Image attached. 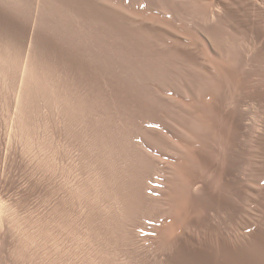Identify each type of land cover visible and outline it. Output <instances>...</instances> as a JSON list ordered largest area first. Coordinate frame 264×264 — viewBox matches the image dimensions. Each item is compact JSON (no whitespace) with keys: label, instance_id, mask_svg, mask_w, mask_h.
<instances>
[{"label":"rangeland","instance_id":"rangeland-1","mask_svg":"<svg viewBox=\"0 0 264 264\" xmlns=\"http://www.w3.org/2000/svg\"><path fill=\"white\" fill-rule=\"evenodd\" d=\"M72 1L0 0V257L6 264H264V211H260L263 214V231H260V237L262 235L263 239L258 238L262 242L256 243L259 240H255L251 233L254 230L251 224L255 206L251 200L255 186L252 180L257 176L260 178L258 184L262 182L259 184V197L262 196V199L258 200V207L264 210V15L251 16L250 14L255 13L248 12V15L241 7H237L236 10L230 8V11L223 13L215 22L219 27V34L214 38L224 43L221 46L223 54L229 50L241 55L239 65L232 61L225 63L227 67L234 65L236 71L227 72V75L209 72L202 74L203 71L198 69V72L194 70L195 73L193 66L176 64L172 68V74L159 79L156 75L158 67L155 68L156 64L151 67V64L156 63L159 47L150 40L151 37L149 39L135 34L129 28L133 24L129 22L118 21L117 24L112 17L102 16L97 9L100 4L98 0H94L96 4L91 2L93 0H79L76 3ZM83 1L86 3H82ZM127 1L132 6L136 4V7H142L141 0ZM88 2L91 5L85 7ZM249 18H252L251 22ZM135 35L138 36L137 39H134ZM139 36L143 37L142 40ZM104 39L107 41L104 42ZM99 40H103V43H98ZM135 41H142L143 47ZM131 42L138 46L140 44L143 54L140 49V54L137 50L133 52V49H129L130 45H134ZM97 43L102 50L95 48ZM108 45L113 46H110L112 51L110 48L108 50L113 56L108 51L106 55L103 52ZM93 48L99 50L97 53L99 52L100 58L97 61L94 57L98 55L91 54ZM90 64L97 66L91 68ZM92 70L98 74L92 77L88 75V72L96 73ZM155 76L166 86L162 94L157 92L159 96L168 98L170 95L177 103L184 100L190 101L191 106L197 105V109L202 110V117L199 115L201 118L197 119L202 122L205 118L202 123L206 124L197 132L199 134L195 132L196 145L192 141L194 155L199 157L198 163H195L196 168L199 166L198 172L203 169L199 174L205 175L206 184L196 190L197 192H191L195 199L190 196L191 211L188 212L190 222L202 229L199 233L192 230L178 236L175 246L170 250H154V245L149 246L150 241L147 238H152L156 223L162 222L160 224L165 225L173 220V215H162L159 212L158 204L162 199L160 197L165 195L161 190L165 177L163 164L165 160L175 157V138L177 135V138H183L182 134L192 123L194 114L191 110H188L189 114L187 109H179L177 106L172 108L173 111L169 110V113L168 110L159 111L158 114L151 113L158 122L155 120L152 123L155 129H150H161L159 132L162 134L167 132L164 135L171 141L163 142V145L157 143L152 148L156 149L153 150L156 156H152V160L155 161L157 174L154 172L151 178L155 176L148 180L151 183V193H142L146 191L141 188L143 178L140 155L136 154L135 148L129 143L126 131L131 130L128 129L130 127H133L132 130L136 127L140 129L141 126L146 129L149 127L142 125L138 119H135L137 122L133 118L127 119L130 118L127 115L134 113L135 109L138 110L137 106H141L144 100L155 101L161 98L151 88L153 82L157 81ZM85 78L88 81H84ZM198 84L201 86H197ZM184 87L189 90L185 97ZM188 96L191 97L187 98ZM193 98H198V102ZM199 105H202L201 108ZM125 123L130 125L126 126ZM162 126L168 130L165 131ZM229 141L232 142L231 145ZM123 142L129 145H124ZM231 153L240 159V166L236 169L228 168ZM192 156L190 161L185 158L187 163L196 160ZM255 159H258L257 164H254ZM185 160L179 158L180 164H184ZM212 163L218 169L212 168ZM217 170L219 171L216 172ZM208 172L215 177H211L213 175ZM231 174L241 181L244 201L240 215L238 209L233 208L238 186L235 185L234 190H230L229 185L228 190L223 187L224 179L228 176L225 180L227 184V180L233 177ZM220 182L223 184L217 185ZM179 183L183 184V181ZM210 183L215 185L211 186ZM150 194L153 202L147 204L144 199L149 198ZM198 200L200 201L197 202ZM239 227H242L243 238L237 242L233 238ZM149 233L152 234L148 235ZM140 236L145 242L139 241Z\"/></svg>","mask_w":264,"mask_h":264},{"label":"bare ground","instance_id":"bare-ground-1","mask_svg":"<svg viewBox=\"0 0 264 264\" xmlns=\"http://www.w3.org/2000/svg\"><path fill=\"white\" fill-rule=\"evenodd\" d=\"M73 1H75V3L76 2H78L79 0H73ZM73 1H72V3H73ZM134 1V0H133ZM85 1H83L82 3H84ZM91 2H95V4H96V1H91ZM91 2H90V5H91ZM100 2V4H98L97 6H98V8L97 9H99L100 11H101V13H102V16H108V17H112V19H114V20H116L117 21V24H118V21H123L122 23H124V22H129V23H131V24H133L131 27H129L127 24H124V25H127L129 28H131V31L133 30V32L135 33V34H138V35H140V36H146L147 38H149L150 39V37H151V39L150 40H153L157 45H158V49H159V54H158V56L155 58L156 59V61H155V59L153 60V61H155L156 63H153V64H151L149 61V63L151 64V67H154V64H156L155 65V68H157L158 67V74H156V75H158L159 76V79L160 78H165V77H167V75H169V74H172L173 72H172V68L174 67V66H176V64H183V65H189V66H193V71L195 70H197L198 69V71H203L202 72V74L204 73V72H206V73H214V74H225L226 73V75L228 74L227 72H232V71H236L237 69H236V67L233 65V63H237V64H235V65H239L238 64V62L240 61V59H241V55L239 54V52H238V54H236V53H234V52H231V51H227V53L224 55L223 53V51H222V44H224L223 42H221V40H218V41H216L215 39L216 38H214L215 37V35H217V34H219V30H218V28L219 27H217L216 25H215V22L216 21H218V19H220V16L223 14V13H227V11L229 10H231V9H235V8H237V7H241L242 8V10H245V13H248V12H252V13H255V14H250L251 16H253V15H256V14H260V16L261 15H264V0H141L140 2L142 3V7H136L135 5L134 6H132L131 5V3H130V1H127V0H98V3ZM71 3V4H72ZM86 3V2H85ZM134 3H136V1L134 2ZM93 4V3H92ZM87 6H85V7H89L90 5H89V2L86 4ZM140 5V4H139ZM94 7H95V5H93ZM94 7H93V9H94ZM231 8V9H230ZM238 9V8H237ZM96 10V9H95ZM98 10V11H99ZM236 10V9H235ZM235 10H233L234 12H235ZM99 11V12H100ZM239 11V10H238ZM247 11V12H246ZM237 12V11H236ZM101 13H100V16H101ZM90 14H91V10H90ZM93 14V13H92ZM248 15H249V13H248ZM223 16V15H222ZM257 16V15H256ZM242 17V16H241ZM255 17V16H254ZM101 18V17H100ZM255 18H257V17H255ZM254 18V19H255ZM258 18H260V17H258ZM240 19V18H239ZM109 20H111V19H109ZM249 20H250V18H249ZM251 20H252V18H251ZM251 20H250V22H251ZM240 21V20H239ZM246 21V20H245ZM106 22V21H105ZM108 22V21H107ZM253 23V22H252ZM258 23H260L259 21H258ZM263 23V22H262ZM110 24V23H109ZM112 24V23H111ZM110 24V25H111ZM114 24V23H113ZM112 24V25H113ZM115 24H116V22H115ZM114 24V25H115ZM116 24V25H117ZM119 24H120V22H119ZM222 24V23H221ZM220 24V25H221ZM257 24V23H256ZM264 24V23H263ZM115 25V26H116ZM252 25V24H251ZM214 26H216V27H214ZM258 26V25H257ZM227 27V26H226ZM247 27H248V24H247ZM252 27V26H251ZM259 27V26H258ZM263 27V26H262ZM228 28V27H227ZM249 28H250V24H249ZM248 28V29H249ZM255 28V27H254ZM223 29V28H222ZM244 29V28H243ZM252 29V28H251ZM234 31V30H233ZM232 31V32H233ZM242 31V30H241ZM243 31H245V30H243ZM242 31V32H243ZM240 32V31H239ZM245 33V32H244ZM255 33V32H254ZM245 34H248V33H245ZM132 35H134V34H132ZM151 35V36H150ZM225 35V34H224ZM136 36V37H135ZM133 38L134 39H137V35H135ZM139 36V38H141ZM217 37V36H216ZM254 37V36H253ZM103 38V37H102ZM143 38V37H142ZM142 38H141V40H142ZM147 38H144L145 40H148V41H150L149 39H147ZM107 39V38H106ZM106 39H104V42L105 41H107ZM217 39H218V37H217ZM103 41V40H102ZM102 41H98V43L99 42H102ZM130 41V40H129ZM139 41V40H138ZM250 41V40H249ZM252 41V40H251ZM110 42V41H109ZM132 42H133V40H132ZM131 42V44H134V45H130L131 46V48H129V49H133V52H134V50H141V52L143 51V49H141L142 47H143V45H144V43L142 44V41H141V43L140 42H136V43H140V44H142V47L140 46V44H139V46L141 47H139L138 46V44L136 45V43H132ZM98 43H97V45L95 46V48L97 47V49L99 48V50L101 49L102 50V48H100V47H98L99 45H98ZM103 43V42H102ZM107 43V42H106ZM111 43V42H110ZM120 44V46H121V44L122 43H119ZM129 44H130V42H129ZM148 44V43H147ZM246 44V43H245ZM104 45V44H103ZM103 45H101V46H103ZM126 45H128V44H126ZM125 45V47L127 48V46ZM145 45H146V43H145ZM243 45V44H242ZM256 45V44H255ZM105 46V45H104ZM111 45H108V48H107V46L103 49V50H105V51H103L104 52V54L106 55L108 52H110V51H108L109 50V48H110V50L112 49L111 47H113V46H111ZM122 46H123V44H122ZM222 46V47H221ZM251 46V45H250ZM114 47H115V45H114ZM124 47V46H123ZM87 48H89V46L87 47ZM117 48V47H116ZM126 48H124V50L126 49ZM247 48V47H246ZM97 49H94L93 48V50H91L92 51V53L91 54H93L94 56L95 55H98V53H97V51H99V50H97ZM114 49V48H113ZM118 49H119V46H118ZM123 49V48H122ZM243 49V48H242ZM94 50H96V53H93V51ZM226 50V49H225ZM68 51V50H67ZM66 51V52H67ZM71 51V50H70ZM69 51V52H70ZM85 51V50H84ZM83 51V52H84ZM88 52H89V50H87ZM108 51V52H107ZM112 51V50H111ZM118 52H120V51H122V50H117ZM116 51V52H117ZM245 51V50H244ZM100 52H102V51H100ZM106 52V53H105ZM124 52V51H123ZM123 52H121V53H123ZM139 52V54H140V51H138ZM235 52H237V49H236V51ZM82 53V52H81ZM113 53H115L114 51H113ZM130 53H132V51L130 52ZM135 53H137V52H135ZM245 53H246V51H245ZM245 53H244V55H245ZM68 54H70V53H68ZM103 54V53H102ZM101 53H100V55L101 56H104V55H102ZM124 54V53H123ZM142 54H143V52H142ZM141 54V55H142ZM250 54V53H249ZM74 55V54H73ZM80 55V54H79ZM109 55H112L111 54V52H110V54ZM114 55H117V54H114ZM120 55V54H119ZM118 55V56H119ZM134 55V54H133ZM243 55V54H242ZM67 56V55H66ZM93 56V57H94ZM113 56V55H112ZM121 56H123L122 54H121ZM246 56V55H245ZM81 57V56H80ZM79 57V58H80ZM83 57H84V55H83ZM134 57V56H133ZM243 57V56H242ZM73 58V57H72ZM91 58V57H90ZM94 58H96V61H97V59H99L100 57H99V55H98V57L96 56V57H94ZM107 58H110V57H108L107 56ZM112 58V57H111ZM71 59V58H70ZM102 59V58H101ZM115 59V58H114ZM139 59V58H138ZM244 59V58H243ZM242 59V60H243ZM74 60V59H73ZM83 60V59H82ZM81 60V61H82ZM91 60V59H90ZM92 60H93V58H92ZM91 60V61H92ZM116 60V59H115ZM70 61V60H69ZM83 61H86V60H83ZM117 61V60H116ZM116 61H112V62H116ZM228 61H232V62H230L233 66H231V67H227L228 65H225V63L226 64H228L229 62ZM87 62V61H86ZM90 62V61H89ZM103 61H101V63H102ZM109 62V61H108ZM138 62V61H137ZM140 62V61H139ZM249 62V61H248ZM78 63V62H77ZM82 63V62H81ZM91 63V62H90ZM93 63H95V62H93ZM93 63H92V65H93ZM101 63L98 65V66H100L101 65ZM110 63V62H109ZM108 63V64H109ZM147 63V62H146ZM243 63V62H242ZM241 63V64H242ZM72 64V63H71ZM102 64H105V63H102ZM138 64H141V63H138ZM75 65V64H74ZM82 65V64H81ZM91 65V64H90ZM91 65V68L93 67L94 68V66L96 65L97 66V64H94V66H92ZM182 65V66H183ZM230 65V64H229ZM89 66V65H88ZM87 65H86V67H88ZM95 66V67H96ZM140 66V65H139ZM157 66V67H156ZM179 66V65H178ZM196 66V69L194 68ZM245 66V65H244ZM83 67V66H82ZM102 67H105V66H102ZM180 67V66H179ZM79 68H81V67H79ZM88 68H90V66L88 67ZM145 68V67H144ZM178 68V67H177ZM183 68H185V67H183ZM182 67H181V69H183ZM187 68V67H186ZM185 68V69H186ZM242 67H240V69H241ZM258 68V67H257ZM74 69V68H73ZM98 69V68H97ZM100 69H102V68H100ZM109 69V68H108ZM107 69V70H108ZM111 69V68H110ZM179 69V68H178ZM190 69V68H189ZM249 69V68H248ZM259 69H261V68H259ZM263 69V68H262ZM82 70V69H81ZM84 70H86V69H84ZM94 70V69H93ZM92 70V71H93ZM103 70H104V68H103ZM106 70V71H107ZM242 70V69H241ZM254 70V69H253ZM258 70V69H257ZM256 70V71H257ZM87 71V70H86ZM85 71V72H86ZM88 71H90V70H88ZM98 71V70H97ZM102 71V70H101ZM191 71V70H190ZM194 71V72H195ZM198 71H196V72H198ZM240 71V70H239ZM250 71V70H249ZM255 71V70H254ZM75 72H77V71H75ZM93 72H96V71H93ZM172 72V73H171ZM183 72V71H182ZM195 72V73H196ZM201 72H199L200 74H201ZM102 73V72H101ZM186 73V72H185ZM229 73V74H230ZM252 73V72H251ZM250 73V74H251ZM83 74V73H82ZM96 74H98L97 72L96 73H90L89 74V72H88V75H91V77H92V75H96ZM105 74V73H104ZM141 74V73H140ZM182 74V73H181ZM192 74V73H191ZM235 74V73H234ZM78 75H80V74H78ZM87 75V72H86V76H88ZM102 75V74H101ZM108 75V74H107ZM183 75V74H182ZM196 75V74H195ZM194 75V76H195ZM225 75V76H226ZM84 76V75H83ZM82 76V77H83ZM100 76V75H99ZM141 76V75H140ZM157 76V77H158ZM178 76V75H177ZM201 76V75H200ZM199 76V77H200ZM203 76V75H202ZM205 76V75H204ZM214 76H216V75H214ZM214 76H212V77H214ZM224 76V77H225ZM231 76V75H230ZM233 76V75H232ZM90 77V78H91ZM102 77V76H101ZM100 77V78H101ZM150 77V76H149ZM183 77V76H182ZM212 77H211V79H212ZM109 78H111V77H109ZM145 78V77H144ZM151 78V77H150ZM185 78V77H184ZM197 78H198V75H197ZM201 78V77H200ZM203 78V77H202ZM201 78V79H202ZM218 78H219V76H218ZM230 78V77H229ZM83 79V78H82ZM86 80H84V81H88L89 80V77H88V80H87V78H85ZM93 78H91V80H92ZM186 79V78H185ZM201 79H199V80H201ZM210 79V78H209ZM215 79V78H214ZM79 80V79H78ZM96 80V79H95ZM150 80V79H149ZM152 80V79H151ZM155 80H157L156 79V76H155ZM176 80V79H175ZM184 80V79H183ZM216 80V79H215ZM84 81H82V82H84ZM102 81V80H101ZM153 81H154V79H153ZM152 81V82H153ZM162 80H157L156 82L154 81L153 82V84H152V86L153 87H151V88H153L154 90V92L155 93H160V94H162L163 93V90L165 89V85L163 84V82H161ZM180 81H181V79H180ZM194 81H196V79L194 80ZM206 81V80H205ZM96 82V81H95ZM108 82V81H107ZM122 82V81H121ZM148 82V81H147ZM208 82V81H207ZM216 82V81H215ZM88 83V82H87ZM188 83V82H187ZM196 83H197V81H196ZM200 83V82H199ZM105 84V83H104ZM150 84H151V82H150ZM150 84H148L149 86H150ZM201 84V83H200ZM200 84H198L197 86H199ZM82 85V84H81ZM89 85H91V84H89ZM94 85H95V83H94ZM94 85H93V87H94ZM146 85V84H145ZM203 85V84H202ZM87 86V85H86ZM121 86V85H120ZM120 86H119V88H120ZM124 86V85H123ZM125 86H128V84H126ZM194 86H196V85H194ZM201 86V85H200ZM97 87H99V86H97ZM109 87H110V85H109ZM148 87V86H147ZM208 87V86H207ZM214 87V86H213ZM81 88V87H80ZM87 88V87H86ZM102 88H103V86H102ZM118 88V89H119ZM125 88V87H124ZM146 88V87H145ZM180 88V87H179ZM182 88V87H181ZM190 88V87H189ZM198 88V87H197ZM94 89V88H93ZM110 89V88H109ZM150 89V88H149ZM195 89V88H194ZM92 90V89H91ZM104 90V89H103ZM111 90V89H110ZM117 90V89H116ZM120 90V89H119ZM125 90V89H124ZM127 90V89H126ZM139 90V89H138ZM141 90H143V89H141ZM205 90V89H204ZM85 91V90H84ZM90 91V90H89ZM89 91H87L88 92V94H90V92ZM105 91H107L106 89H105ZM121 91H123L122 89H121ZM188 91L189 90H187L185 87H184V93H185V95H184V97L185 96H187L188 95ZM209 91V90H208ZM103 92V91H102ZM101 92V93H102ZM120 92V91H119ZM137 92V91H136ZM170 92V91H169ZM194 92V91H193ZM200 92H201V88H200ZM105 93V92H104ZM112 93H113V91H112ZM124 93V92H123ZM138 93V92H137ZM136 93V94H137ZM143 93H145V92H143ZM153 93V92H152ZM157 93V94H158ZM166 93V92H165ZM183 93V94H184ZM263 93V92H262ZM87 94V95H88ZM95 94V93H94ZM98 94V93H97ZM115 94V93H114ZM121 94H122V92H121ZM150 94H151V92H150ZM149 94V95H150ZM160 94H158V96L160 95ZM171 94V93H170ZM191 94V93H190ZM196 94V93H195ZM198 94V93H197ZM85 95V94H84ZM110 95V94H109ZM113 95V94H112ZM118 94H116V96H117ZM125 94H123V96H124ZM126 95H127V93H126ZM139 95V94H138ZM203 95V94H202ZM90 96H91V94H90ZM99 96V95H98ZM128 96V95H127ZM133 96H135V95H133ZM143 96V95H142ZM154 96V95H153ZM152 96V97H153ZM157 96V97H158ZM108 97V96H107ZM130 97H132V96H130ZM140 97V96H139ZM147 96H146V94H145V98H146ZM159 97H161V96H159ZM164 97V96H163ZM166 97V96H165ZM170 97H171V99H170ZM173 96H170L169 95V97L168 98H157L155 101H151V100H148L147 98V100H144V103H142V105L141 106H137V105H139V104H137L136 106L138 107V110L137 109H135V112L134 113H132V114H128L127 115V117H130V118H127V119H138L139 120V122L142 124V125H145V126H147V127H149L148 129H146V128H144V126H141V124H139V123H137V124H139L141 127H140V129H136L135 128V130H132V128L130 127V128H128V129H131V130H127V128H126V135H127V137H128V139H129V143L131 144V146L132 147H134L135 148V151L137 152L136 154H139L140 155V159H141V167H142V170H141V174H142V180H143V183H142V189L143 190H145L146 192H143L142 191V193H151L150 191H151V188H150V185L149 184H151V183H149L150 181H148L149 180V178H151V176H152V174L156 171V165H155V161H153L152 160V156L154 157V156H156V155H154L155 153L153 152V150L154 151H156V149L154 148V149H152L153 147H154V145H156L157 143H162V145H163V142H167L168 143V141H171L170 140V138H167L165 135H164V133L162 134L161 132H159V131H154L153 129H155L154 127H153V122L156 120V119H154L153 118V116H152V112H157L156 114H158V112L159 111H162V110H168V113H169V110H174V109H172V108H174V106H177L179 109L182 107L183 109H187V111L188 110H191L192 112H193V114H194V118L193 119H191V124H190V122H189V126L188 127H186L185 128V132L182 134V139H179V138H177L178 137V135H177V137L175 138V143L174 144H176V146H174V147H176V149H175V151L173 152L172 150H171V152H173V154H174V156H172L171 155V157H174L173 159H170V160H165L164 161V163L165 164H163L164 166H165V177H163L164 179L162 180V183L164 184V187L163 188H161V190H163V192L165 193V195L163 196V197H160V198H162L161 200H160V203L158 204V206H159V212H160V214H171V215H173L174 217H172L173 218V220H171V223H167V224H165V225H162V224H160V223H162V222H160V219H159V224H157L156 223V225L154 226L153 224H150V225H153L154 227H153V234H152V238H147V240L148 241H150V243H149V246H153L154 245V247H155V249L154 250H157V249H163V250H170L171 248H173L174 246H175V243H176V239H177V237L178 236H181V235H184L186 232H188V231H192V230H194V231H201V227H199L197 224H192V222H190L191 221V219L189 220L188 219V215L190 214H188V212L189 211H191L189 208V206H190V196L192 197V193L191 192H194V191H196V190H198L199 188H201V186L202 185H204V184H206V182L204 181V177H205V175L204 176H201L200 174L203 172V169H202V172H198L199 171V166H197V168H198V171H197V168H196V165L197 164H195L197 161H198V158H197V156H196V154L194 155V150H192V149H194L195 147H194V145H196L195 144V142H194V139L197 137V135H196V137H195V134L200 130V128L202 127V126H205V125H203V121H204V119H202V122H201V119H199V121H198V119H197V117H202V114L200 115V110L199 109H197V105L196 106H194V105H192L191 106V104L189 105V103H190V101L189 102H186V101H184L183 100V102H176L175 100H173V98H172ZM191 97V96H190ZM189 96L187 97V98H190ZM197 97H199V94H198V96ZM96 98V97H95ZM94 98V99H95ZM111 98H113V96L111 97ZM116 98H118V97H116ZM116 98H115V100H116ZM135 98V97H134ZM149 98V97H148ZM177 98V97H176ZM195 98V97H194ZM193 98V99H194ZM87 99V98H86ZM90 99V98H89ZM88 99V100H89ZM93 99V100H94ZM106 99V98H105ZM114 99V98H113ZM126 99V98H125ZM130 99V98H129ZM128 99V100H129ZM136 99V98H135ZM139 99V98H138ZM142 99H144V98H142ZM154 99V98H153ZM152 99V100H153ZM210 99V98H209ZM261 99V98H260ZM112 100V99H111ZM110 100V101H111ZM121 100V99H120ZM127 100V101H128ZM194 100H196V99H194ZM203 100V99H202ZM202 100H199V101H202ZM91 102H92V100H90ZM101 101V100H100ZM106 101H108V100H106ZM105 101V102H106ZM126 101V100H125ZM132 101H133V99H132ZM180 101H182V100H180ZM197 102H198V98H197V100H196ZM206 101V100H205ZM133 102H135V101H133ZM186 102V103H185ZM85 103V102H84ZM87 103H88V101H87ZM101 103V102H100ZM100 103H98L99 105H100ZM119 103H121V102H119ZM124 103V102H123ZM89 104V103H88ZM93 104H95V103H93ZM108 104V103H107ZM115 104V103H114ZM127 105L126 106H128V103H126ZM130 104H131V102H130ZM99 105H97V106H99ZM120 105V104H119ZM204 105V104H203ZM118 106V105H117ZM121 106H122V104H121ZM134 106V105H133ZM202 106V105H201ZM201 106L199 105V108H201ZM206 106V105H205ZM209 106V105H208ZM120 107V106H119ZM124 107V106H123ZM122 107V108H123ZM135 107V106H134ZM134 107H133V109H134ZM91 108H92V106H91ZM206 108V107H205ZM90 109V108H89ZM120 109H121V107H120ZM120 109H119V111H120ZM124 109V108H123ZM175 109H177L176 107H175ZM122 110V109H121ZM204 110V109H203ZM202 111V110H201ZM206 111V110H205ZM122 112H124V111H122ZM189 112V111H188ZM191 112V113H192ZM208 111H206V113H207ZM183 113V112H182ZM202 113V112H201ZM243 113V112H242ZM189 114H190V112H189ZM121 115V114H120ZM124 115V114H123ZM184 115V114H183ZM186 115V114H185ZM192 115V114H191ZM200 115V116H199ZM157 116V115H156ZM177 116V115H176ZM158 117V116H157ZM179 117V116H178ZM186 117V116H185ZM188 117V116H187ZM191 117V116H190ZM200 117V118H201ZM111 118H113V115H112V117ZM121 118V117H120ZM160 118V117H159ZM192 118V117H191ZM115 119V118H114ZM122 119H123V117H122ZM244 119V118H243ZM135 120V121H136ZM234 120H235V118H234ZM238 120V119H237ZM240 120V119H239ZM111 121V120H110ZM120 121V120H119ZM123 121V120H122ZM129 121V120H128ZM157 121V120H156ZM173 121V120H172ZM114 122H115V120H114ZM127 122V121H126ZM137 122V121H136ZM158 122V121H157ZM156 122V123H157ZM187 122V121H186ZM187 122V123H188ZM205 122V121H204ZM111 123V122H110ZM123 123V122H122ZM153 123V124H152ZM232 123V122H231ZM235 123V122H234ZM112 124V123H111ZM126 124V123H125ZM136 124V123H135ZM134 123H133V125H135ZM124 125V124H123ZM128 125H130L129 123L128 124H126V126H128ZM157 125V124H156ZM159 125H160V123H159ZM170 125V124H169ZM213 125V124H212ZM234 125V124H233ZM121 126H122V124H121ZM235 126H236V124H235ZM240 126H242V125H240ZM153 127V129H150V128H152ZM163 127V126H162ZM109 128V127H108ZM123 128V127H122ZM121 128V129H122ZM158 128V127H157ZM205 128V127H204ZM163 129H166V128H164L163 127ZM203 129V128H202ZM201 129V131H203ZM108 130V129H107ZM111 130V128L109 129V131ZM120 130V129H119ZM158 130V129H157ZM168 129H166L165 131H167ZM171 130V129H170ZM114 131H115V129H114ZM162 131V130H161ZM196 132V133H195ZM236 132V131H235ZM239 132V131H238ZM110 133V132H109ZM122 133V132H121ZM170 133H172V132H170ZM202 133V132H201ZM237 133V132H236ZM112 134V133H111ZM124 134V133H123ZM122 134V135H123ZM166 135L168 134L167 132L165 133ZM173 134V133H172ZM197 134H199V133H197ZM126 135H125V138H126ZM201 135V134H200ZM200 135H198V137L200 138ZM119 136H120V134H119ZM168 137H169V135H168ZM174 137H175V135H174ZM201 137H202V135H201ZM227 137L229 138L230 137V135L227 133ZM124 138V137H123ZM198 138V139H199ZM207 138V137H206ZM228 138H226V139H228ZM234 138H235V135H234ZM238 138H239V135H238ZM203 139H204V137H203ZM232 138H230V140H231ZM242 139H243V137H242ZM173 140V139H172ZM201 140V139H200ZM208 140V139H207ZM212 140V139H211ZM214 140V139H213ZM223 140V139H222ZM221 140V141H222ZM122 141H124V140H122ZM126 141V140H125ZM174 141V140H173ZM194 142V145H192L193 144V142ZM196 141V140H195ZM198 141V140H197ZM206 141V140H205ZM226 141V140H225ZM201 142V141H200ZM218 142V141H217ZM223 142H224V140H223ZM228 142V141H227ZM230 142L231 141H229V144H230ZM124 143V142H123ZM169 143H171V142H169ZM190 143V144H189ZM206 143V142H205ZM232 143V142H231ZM125 144H128V143H124V145ZM202 144V143H201ZM228 144V143H227ZM129 145V144H128ZM160 145V144H159ZM192 145V146H191ZM231 145V144H230ZM236 145V144H235ZM254 145V144H253ZM123 146V145H122ZM173 146V145H172ZM206 146V145H205ZM226 146V145H225ZM233 146V145H232ZM194 147V148H193ZM202 147V146H201ZM228 147H229V145H228ZM125 148H126V146H125ZM223 148V147H222ZM226 148V147H225ZM127 149V148H126ZM166 149V148H165ZM174 149V148H173ZM235 149V148H234ZM237 149V148H236ZM235 149V150H236ZM253 149H254V147H253ZM163 150V149H162ZM204 150V149H203ZM211 150V149H210ZM226 150V149H225ZM232 150V149H231ZM199 151V150H198ZM159 152V151H158ZM170 152V153H171ZM201 152V151H200ZM205 152V151H204ZM226 152V151H225ZM233 152V151H232ZM234 152H236V151H234ZM255 152V151H254ZM125 153H127V152H125ZM163 153V152H162ZM161 153V154H162ZM169 153V152H168ZM211 153V152H210ZM227 153H229V152H227ZM206 154V153H205ZM223 154H224V152H223ZM223 154H221V155H223ZM237 154V153H236ZM139 155H138V157H139ZM163 155V154H162ZM192 155H194L195 157H196V160H194L192 163L191 162H189V163H187V161L185 160V158H187L188 159V161H190L189 159H191V156ZM231 155H232V153H231ZM239 155V154H238ZM243 155V154H242ZM254 155H255V153H254ZM194 156H192V157H194ZM217 156V155H216ZM215 156V157H216ZM240 156V155H239ZM158 157V156H157ZM161 157V156H160ZM164 157V156H163ZM170 157V156H169ZM170 157V158H171ZM203 157V156H202ZM205 157V156H204ZM209 157V156H208ZM208 157H207V159H208ZM212 157V156H211ZM252 157V156H251ZM179 158H182L183 159V161L185 160L186 162H184V164L182 163V164H180V161H179ZM230 161L228 162L229 163V165H228V168L230 167L231 169H236V168H238L239 166H240V162H239V160L240 159H238V156H236V155H232V157L230 156ZM255 158V157H254ZM156 159V158H155ZM206 159V158H205ZM211 159V158H210ZM251 159H253V158H251ZM156 160H158V159H156ZM164 160V159H163ZM204 160V159H203ZM215 160V159H214ZM229 160V159H228ZM140 161V160H139ZM161 161H162V159H161ZM208 161H212V160H208ZM207 161V162H208ZM227 161V160H226ZM138 162V161H137ZM257 162H258V159H255L254 160V164H257ZM198 163V162H197ZM157 164V163H156ZM200 164V163H199ZM198 164V165H199ZM208 164V163H207ZM206 164V165H207ZM253 164V163H252ZM203 165V164H202ZM159 166V165H158ZM244 166V165H243ZM242 166V167H243ZM161 167V168H162ZM215 167V166H214ZM213 167V163H212V168H214ZM227 167V166H226ZM136 168V167H135ZM203 168V167H202ZM206 168H207V166H206ZM211 168V169H212ZM217 168V167H216ZM216 168H214L215 170H216ZM227 168V169H228ZM208 169V168H207ZM210 169V170H211ZM218 169V168H217ZM221 169V168H220ZM244 169V168H243ZM159 170V169H158ZM161 170V169H160ZM163 170V169H162ZM214 170V171H215ZM224 170V169H223ZM209 171V170H208ZM219 170H217L216 172H218ZM229 171H230V169H229ZM233 171V170H232ZM139 172V171H138ZM158 172V171H157ZM212 173H213V171H211ZM210 172V173H211ZM223 172V171H222ZM221 172V173H222ZM234 172V171H233ZM136 173V172H135ZM156 173V172H155ZM200 173V174H199ZM204 173H206V171L204 172ZM209 173V172H208ZM209 173V174H210ZM211 173V174H212ZM220 173V172H219ZM224 173H225V171H224ZM231 172H229V174H230ZM140 174V175H141ZM157 174V173H156ZM160 174V173H159ZM164 174V173H163ZM215 174H217V173H215ZM226 174V173H225ZM234 174V173H233ZM135 175H137V174H135ZM139 175V176H140ZM162 175V174H161ZM213 175V174H212ZM226 175H228V172H227V174ZM232 175V174H231ZM139 176H135V177H138L139 178ZM155 176V175H154ZM153 176V177H154ZM163 176V175H162ZM207 176H209L208 174H207ZM218 176H219V174H218ZM217 176V177H218ZM228 176H230V175H228ZM227 176V177H228ZM233 176V175H232ZM152 177V178H153ZM211 177H215V175H213V176H211ZM222 177H223V175H222ZM226 177V178H227ZM231 177V176H230ZM242 177V176H241ZM151 178V179H152ZM206 178V177H205ZM221 178V177H220ZM219 178V179H220ZM226 178L224 179V182H225V184H226ZM238 178H240V177H238ZM183 179V180H182ZM258 179H260L258 176L257 177H255V178H253V180L252 181H254V189H253V195H252V199L251 200H253V203L255 204V206H254V214H253V218H252V216H251V218L253 219L252 221H250V222H252V227H254V230L251 232L252 234V236L255 238V240H259L258 238L260 237V231H263L262 230V221H261V219H263V218H261L262 216H261V214H260V211H264V210H261V209H263V208H260L259 209V207H258V200L261 198L262 199V196H260L259 197V184H261L260 182H259V184H258ZM158 180L160 181L161 179H159L158 178ZM209 180V179H208ZM213 180H214V178H213ZM216 180V179H215ZM218 180V179H217ZM216 180V181H217ZM221 180V179H220ZM219 180V181H220ZM147 181H148V183H147ZM179 181H183V184H180V183H182V182H180L179 183ZM210 181V180H209ZM215 181V182H216ZM219 181H218V183H219ZM222 181V180H221ZM142 182V181H141ZM155 182V181H154ZM213 182V181H212ZM159 183V182H158ZM161 183V184H162ZM208 183V182H207ZM221 183V182H220ZM156 184V183H155ZM211 184V183H210ZM210 184H207V186L208 187H210L211 188V186H212V184H211V186H209ZM223 183H221V184H217V185H222ZM225 184H223L224 186L223 187H227L226 189L228 190V188H229V186L232 188H230V190H234V186L236 185V187L238 186V188H239V190L238 189H236V190H238V193L236 194V198L234 199V201H236V203H235V205H234V209L236 208V209H238V214L240 215V214H242V201H244V196H243V191H242V187H241V181L240 180H238L237 178H236V176H233L232 178H229L228 180H227V186L225 185ZM154 185V184H153ZM157 185V184H156ZM155 185V186H156ZM215 185V183L213 184V186ZM216 185V187H218ZM229 185V186H228ZM251 185V184H250ZM249 185V186H250ZM161 186V185H160ZM153 187V186H152ZM158 188H159V186H157ZM215 187V188H216ZM235 187V188H236ZM141 189V190H142ZM252 189V188H251ZM208 190V189H207ZM207 190H206V192H207ZM219 190V189H218ZM224 190V189H223ZM236 190H235V192H236ZM245 190V189H244ZM136 191H137V189H136ZM154 191V190H153ZM210 191V190H209ZM221 191H222V188H221ZM141 192V191H140ZM155 192H156V190H155ZM197 192V191H196ZM195 192V193H196ZM201 192V191H200ZM218 192V191H217ZM232 192V191H231ZM230 192V193H231ZM234 192V193H235ZM208 193V192H207ZM210 193V192H209ZM213 193V192H212ZM222 193V192H221ZM227 193V192H226ZM156 194V193H155ZM163 194V193H162ZM192 194V195H191ZM197 194V193H196ZM219 194V193H218ZM229 194V193H228ZM207 195H209V194H207ZM222 195V194H221ZM233 195V194H232ZM138 196V195H137ZM137 196H135V197H137ZM140 196V195H139ZM142 196V195H141ZM154 196V195H153ZM158 196H160V195H158ZM158 196H156L157 198H159ZM228 196V195H227ZM146 197V196H145ZM202 197V196H201ZM230 197V196H229ZM193 198V197H192ZM227 198V197H226ZM139 199V198H138ZM142 198H140V200H141ZM144 199V198H143ZM195 198H193V200H194ZM224 199V198H223ZM260 199V200H261ZM145 202L148 204V203H152L153 202V200H152V195L150 194V197L148 198V197H146L145 199ZM155 200V199H154ZM222 200V199H221ZM200 200H198L197 202H199ZM135 202V201H134ZM192 202H194V201H192ZM191 202V203H192ZM196 202V201H195ZM194 202V203H195ZM227 202V201H226ZM231 202H233V201H231ZM263 202V201H262ZM194 203H193V205H194ZM222 203V202H221ZM224 203V202H223ZM252 203V202H251ZM252 203V204H253ZM156 204V203H155ZM232 204V203H231ZM253 204V205H254ZM143 205H145V204H143ZM157 205V204H156ZM237 205V206H236ZM262 205V204H261ZM155 206V205H154ZM157 206V207H158ZM178 206H179V208H178ZM200 206V205H199ZM236 206V207H235ZM260 206V205H259ZM263 206V205H262ZM144 207V206H143ZM148 207H149V205H148ZM156 207V206H155ZM156 207V208H157ZM156 208H155V210H156ZM146 209V208H145ZM153 209V208H152ZM157 209V210H158ZM252 210V209H251ZM142 211V210H141ZM152 211H154V210H152ZM201 211H202V209H201ZM230 211V210H229ZM146 212H148V211H146ZM149 213V212H148ZM192 213V212H191ZM157 214H158V212H157ZM162 214V215H163ZM199 214V213H198ZM233 214V213H232ZM250 214H252V213H250ZM138 215V214H137ZM142 215V214H141ZM144 215V214H143ZM150 215V214H149ZM154 215V214H153ZM156 215V214H155ZM170 215V216H171ZM263 215V214H262ZM205 216V215H204ZM148 217V216H147ZM160 217L162 218V216L160 215ZM166 217V216H165ZM190 217H191V215H190ZM155 218V217H154ZM167 218V217H166ZM198 218H199V216H198ZM197 217H196V219H198ZM202 218V217H201ZM153 219V218H152ZM157 217H156V221H157ZM163 219V218H162ZM230 219V218H229ZM235 219V218H234ZM194 220V219H193ZM138 222V221H137ZM136 223V222H135ZM150 223V222H149ZM134 225V224H133ZM140 225V224H139ZM214 225V224H213ZM245 225H247V224H245ZM137 226V225H136ZM219 226V225H218ZM140 227V226H139ZM151 227V226H150ZM210 226H208V228H209ZM246 227V226H245ZM249 227H251L250 225H249ZM131 228H132V226H131ZM152 228V227H151ZM264 228V227H263ZM241 229H242V227H239L237 230H236V234L234 235V240L235 241H241L242 240V238H243V234H242V231H241ZM245 230H246V228H244ZM249 229V228H248ZM133 230V229H132ZM131 230V231H132ZM143 230V229H142ZM208 230V229H207ZM130 231V232H131ZM140 231V230H139ZM145 231V230H144ZM144 231H142V232H144ZM217 232V231H216ZM188 233H190V232H188ZM192 233V232H191ZM199 233V232H198ZM205 233V232H204ZM140 234V233H139ZM150 233L148 234V235H151ZM194 234H195V232H194ZM211 234V233H210ZM263 234V233H262ZM143 235H146V234H144L143 233ZM138 236V235H137ZM136 236V237H137ZM191 236V235H190ZM194 236V235H193ZM196 236V235H195ZM201 236V235H200ZM216 236V235H215ZM252 236H250V237H252ZM141 237V236H140ZM199 237V236H198ZM202 237H204V236H202ZM261 237H262V235H261ZM260 237V238H261ZM139 238V237H138ZM142 238V237H141ZM139 238V241L140 240H143L144 238ZM184 238V237H183ZM186 238V237H185ZM251 239V238H250ZM261 239H263V238H261ZM146 240V241H147ZM187 240V239H186ZM253 240V239H252ZM144 241V240H143ZM260 241V242H259ZM258 242H256V243H261L262 242V240H259ZM145 242V241H144ZM186 242V241H185ZM255 242V241H254ZM255 243V244H256ZM133 244V243H132ZM254 244V245H255ZM137 245V244H136ZM257 245V244H256ZM255 245V246H256ZM135 246V245H134ZM148 246V245H147ZM177 246V245H176ZM142 247V246H141ZM146 247V246H145ZM137 248V247H136ZM140 248V247H139ZM147 248V247H146ZM150 248H152V247H150ZM148 249V248H147ZM152 250V249H151ZM143 251V250H142ZM141 251V252H142ZM150 251V250H149ZM158 252V251H157ZM150 253V252H149ZM148 253V254H149ZM161 253V252H160ZM164 253V252H163ZM166 254V253H165ZM164 255V254H163ZM2 256V255H1ZM3 257V256H2ZM1 258V257H0ZM10 262V261H9ZM0 264H6V262H5V260L4 259H0Z\"/></svg>","mask_w":264,"mask_h":264}]
</instances>
